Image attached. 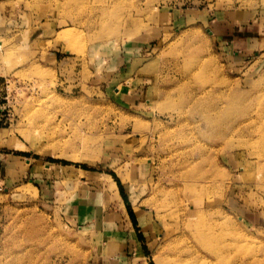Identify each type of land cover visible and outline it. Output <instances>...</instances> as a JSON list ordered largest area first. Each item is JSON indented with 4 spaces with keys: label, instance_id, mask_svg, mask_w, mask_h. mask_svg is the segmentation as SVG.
<instances>
[{
    "label": "rangeland",
    "instance_id": "374dc122",
    "mask_svg": "<svg viewBox=\"0 0 264 264\" xmlns=\"http://www.w3.org/2000/svg\"><path fill=\"white\" fill-rule=\"evenodd\" d=\"M126 209L145 264H264V0H0V264Z\"/></svg>",
    "mask_w": 264,
    "mask_h": 264
},
{
    "label": "crops",
    "instance_id": "0c3cea01",
    "mask_svg": "<svg viewBox=\"0 0 264 264\" xmlns=\"http://www.w3.org/2000/svg\"><path fill=\"white\" fill-rule=\"evenodd\" d=\"M127 215H123V225L117 227L118 230H108L106 232L107 241L102 254L92 264H145V253L141 240L126 209ZM113 216H110L112 218ZM112 221V220H111ZM116 232V233H115ZM110 234V235H108Z\"/></svg>",
    "mask_w": 264,
    "mask_h": 264
},
{
    "label": "bare ground",
    "instance_id": "6f19581e",
    "mask_svg": "<svg viewBox=\"0 0 264 264\" xmlns=\"http://www.w3.org/2000/svg\"><path fill=\"white\" fill-rule=\"evenodd\" d=\"M103 3H104V1H103Z\"/></svg>",
    "mask_w": 264,
    "mask_h": 264
}]
</instances>
